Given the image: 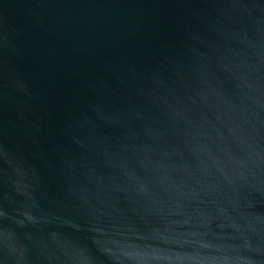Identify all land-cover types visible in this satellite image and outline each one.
<instances>
[{"label": "water", "instance_id": "1", "mask_svg": "<svg viewBox=\"0 0 264 264\" xmlns=\"http://www.w3.org/2000/svg\"><path fill=\"white\" fill-rule=\"evenodd\" d=\"M0 264H264V0H0Z\"/></svg>", "mask_w": 264, "mask_h": 264}]
</instances>
